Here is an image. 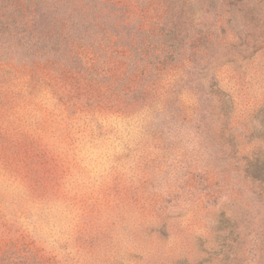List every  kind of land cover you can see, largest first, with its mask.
<instances>
[{"label":"rangeland","instance_id":"rangeland-1","mask_svg":"<svg viewBox=\"0 0 264 264\" xmlns=\"http://www.w3.org/2000/svg\"><path fill=\"white\" fill-rule=\"evenodd\" d=\"M219 2L188 0L184 14L211 23L221 43L205 58L197 53L205 69L180 87L186 112L200 104L209 129L193 166H167L153 146L158 166H140L150 118L79 112L74 90L50 65H31L43 42L23 47L30 27L21 23L14 38L2 26L10 11H0V255L32 250L56 264H264V181L251 170L264 169V0ZM30 14L20 20L30 24ZM199 44L187 45L188 57ZM179 65L176 75L188 67L186 59ZM181 135L197 148L194 130L171 138ZM172 152V161L181 156ZM39 167L43 187L35 188L29 172Z\"/></svg>","mask_w":264,"mask_h":264},{"label":"trees","instance_id":"trees-1","mask_svg":"<svg viewBox=\"0 0 264 264\" xmlns=\"http://www.w3.org/2000/svg\"><path fill=\"white\" fill-rule=\"evenodd\" d=\"M219 1L210 0L215 4ZM187 4L188 0H0V11H10L9 24L2 26L11 30V36H18L22 23L30 27V35L33 33L31 39L26 35V44L43 42L40 47L33 46L31 65L37 69L50 65L58 80L74 90L79 112L90 114L92 119L95 113L104 112L150 118L145 134L151 141L137 148L141 151L140 166H158L150 146L159 149L167 166H193L200 161L201 149L208 147L201 133L209 129L202 120L200 104L186 112L179 98L183 93L180 87H187L193 74L205 69L200 67L205 64V51L219 48L221 43L209 28L211 23L192 24L185 19ZM29 9L30 24L20 20ZM191 24L199 37L190 32ZM197 40L200 44L194 47L198 51L190 58L191 46L187 45ZM197 53L204 58L197 60ZM184 59L188 67L174 74ZM185 129L197 134V148H189L191 139L184 140L183 135L172 140L174 131ZM173 149L181 156L172 161ZM251 167L264 181V169ZM39 169L29 172L35 188L43 187L44 176L37 177ZM2 252L0 264H56L44 261L32 250H23V254L12 250V255Z\"/></svg>","mask_w":264,"mask_h":264}]
</instances>
